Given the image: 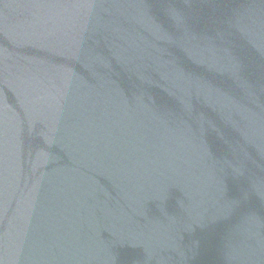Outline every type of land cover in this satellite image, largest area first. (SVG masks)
Segmentation results:
<instances>
[{
	"label": "water",
	"instance_id": "obj_1",
	"mask_svg": "<svg viewBox=\"0 0 264 264\" xmlns=\"http://www.w3.org/2000/svg\"><path fill=\"white\" fill-rule=\"evenodd\" d=\"M0 264H264V0H0Z\"/></svg>",
	"mask_w": 264,
	"mask_h": 264
}]
</instances>
